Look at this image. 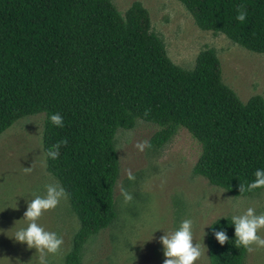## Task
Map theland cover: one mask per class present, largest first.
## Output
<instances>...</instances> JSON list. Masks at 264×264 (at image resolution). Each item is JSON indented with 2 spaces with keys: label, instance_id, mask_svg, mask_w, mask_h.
<instances>
[{
  "label": "trees",
  "instance_id": "obj_1",
  "mask_svg": "<svg viewBox=\"0 0 264 264\" xmlns=\"http://www.w3.org/2000/svg\"><path fill=\"white\" fill-rule=\"evenodd\" d=\"M198 28L218 32L264 53V0H177ZM243 11V21L236 15ZM59 112L64 126L49 114ZM44 114L46 170L67 193L78 219L64 264H80L87 241L116 218L119 173L114 137L136 121L157 127L160 148L183 129L199 144L193 173L235 197L264 167V100L242 102L221 80L220 62L201 51L192 69L174 65L151 31L148 12L134 2L122 16L110 0H0V134L17 120ZM60 140L55 159L47 152ZM231 217L206 234L209 264H243ZM229 241L219 244L213 229Z\"/></svg>",
  "mask_w": 264,
  "mask_h": 264
},
{
  "label": "rangeland",
  "instance_id": "obj_2",
  "mask_svg": "<svg viewBox=\"0 0 264 264\" xmlns=\"http://www.w3.org/2000/svg\"><path fill=\"white\" fill-rule=\"evenodd\" d=\"M110 2L122 16L132 3L139 2L174 65L190 70L197 55L211 49L220 62L222 82L242 102L254 95L264 100V53L250 52L221 33L201 30L177 0ZM44 118V114L23 117L0 134V264H40L39 252L10 237L26 223L21 219L27 202L43 195L46 185H59L46 170ZM156 130L154 124L141 120L132 129H117L116 218L87 241L80 264H162L158 238L162 230L173 231L185 218L193 222V243L201 246L202 255L195 264H209L206 234L213 221L240 214L247 207L264 212V188L235 197L210 184L193 173L200 146L188 132L179 129L166 144L155 148L150 139ZM125 194L131 199L126 200ZM37 223L63 238L55 253H45L47 264H64L79 227L66 196L55 208L44 211ZM257 234L264 239V228ZM243 264H264V245L251 244Z\"/></svg>",
  "mask_w": 264,
  "mask_h": 264
},
{
  "label": "clouds",
  "instance_id": "obj_3",
  "mask_svg": "<svg viewBox=\"0 0 264 264\" xmlns=\"http://www.w3.org/2000/svg\"><path fill=\"white\" fill-rule=\"evenodd\" d=\"M235 18L238 21H243L245 13L241 11ZM48 119L56 127L62 128L64 126L63 118L59 112L49 114ZM66 142V140H60L48 150L47 155L55 159L58 155L59 145ZM253 176L254 179L249 181L247 185H239V192L264 187V167L257 168ZM66 195L65 190L58 184L46 185L43 195H35L27 202L26 210L21 219L26 223L17 228L13 236L10 237L16 242L25 244L39 252L41 254L40 264H47L44 258L45 253H55L62 245L63 238L55 231L45 230L37 223V220L44 211L55 208L60 199ZM125 199L129 200L131 196L125 194ZM230 222L234 234L232 240L236 246L249 248L253 243L264 245V239L257 234L258 230L264 228V212L258 213L254 208L247 207L242 213L232 215ZM192 228V220L185 218L173 231L165 232L162 230L163 234L158 238L164 257L162 264H195L201 257V246L193 243ZM213 236L221 245L229 241L223 228L213 229Z\"/></svg>",
  "mask_w": 264,
  "mask_h": 264
}]
</instances>
